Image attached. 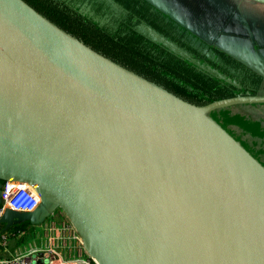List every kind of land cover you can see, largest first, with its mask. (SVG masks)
Masks as SVG:
<instances>
[{"label": "water", "instance_id": "95a60500", "mask_svg": "<svg viewBox=\"0 0 264 264\" xmlns=\"http://www.w3.org/2000/svg\"><path fill=\"white\" fill-rule=\"evenodd\" d=\"M246 103L187 102L0 0V195L40 198L3 231L58 210L98 264H264V165L209 115Z\"/></svg>", "mask_w": 264, "mask_h": 264}, {"label": "rangeland", "instance_id": "374dc122", "mask_svg": "<svg viewBox=\"0 0 264 264\" xmlns=\"http://www.w3.org/2000/svg\"><path fill=\"white\" fill-rule=\"evenodd\" d=\"M36 1L45 2V0ZM50 1L57 6L64 7V10H70L71 13L68 16L70 19H74V16L83 17L86 19L84 22L101 29L96 32L102 31L106 36L115 38L133 34H116L117 29L113 26L117 23V13L131 14L133 19L138 17L140 20L136 21L135 29L139 35L181 56H192V59L188 60L191 63L190 66L195 67L196 70L202 69L207 73H213L217 78L234 85L239 90L234 94L244 92L264 94V4L262 3L251 0H149L157 7L154 5V7H148L146 4L141 7V2H137L138 0L131 1L132 4L129 5H127L128 0H102L97 3L99 8L104 7L106 12L97 15L93 9V3H90L92 0H83L80 5L74 0ZM107 2L110 6L104 4ZM148 8H150V13L160 14V20L158 16L150 20ZM76 38L83 42L82 39ZM170 42L186 54L172 49ZM128 45L131 48L125 49L126 54L134 59L135 64L150 71L156 79L149 78L143 73L116 62L110 56L97 52L193 104L200 105L214 101L219 99L217 94L226 89L229 90L225 83L214 85L208 81L209 78L212 79L210 74L206 76V81H199L203 85L195 84L189 77L187 78L190 82H185V77L164 66L163 61L166 58L159 49L153 48L155 52L146 50L149 46L151 47V44L144 40L138 45L134 41ZM137 46L143 50L141 55L133 53L134 47L137 48ZM151 53H154L157 59L155 61L158 63L144 60V57L151 56ZM166 65L174 70L181 68V65L174 61H168ZM190 66L188 70H193ZM209 115L264 165V103L232 105L215 109ZM53 218L52 214L45 219L44 223ZM24 222L30 223L27 220ZM43 225H34V232L26 236L25 244L44 237ZM56 225L59 224L56 223ZM78 240H80L79 237ZM65 247L68 250L70 244H66ZM82 248L80 255L93 260L88 251L83 246ZM70 252L72 256H78V249L73 247L72 243Z\"/></svg>", "mask_w": 264, "mask_h": 264}, {"label": "trees", "instance_id": "16d2710c", "mask_svg": "<svg viewBox=\"0 0 264 264\" xmlns=\"http://www.w3.org/2000/svg\"><path fill=\"white\" fill-rule=\"evenodd\" d=\"M26 1L30 5H32L37 11H39L41 14L46 16L50 21L54 22L64 30H67L68 32L72 33L76 37L82 39L84 43L92 47L94 50L104 55L110 56L112 59L116 60V62L126 67L132 68L138 71L139 73H143L145 76L149 78L156 79V77L152 75L150 71L135 64L134 59L129 57V55H127L125 52V49L129 50L131 48L128 44H132L133 41L136 45H138L143 40L150 43L151 47L149 46L146 49L149 52L154 51L153 48L159 49L161 54L164 55V57L166 58V60L163 61L164 66L168 68V70H171L179 74L180 76L185 77V82L189 83L190 82L189 78H192L195 84H202L199 81H206L207 80L206 76L210 74L212 75L210 76L212 77V79L209 78L208 81H210L214 85L225 83V85H227V87L229 88V90L226 89L224 92L217 94V97H219V99L233 96L235 95L234 93H236L237 87L226 83L227 82L226 80L217 78L216 75L213 73L210 72L207 73L202 69L196 70L195 67L190 66L191 63L188 60L192 59V56L190 57L181 56L176 52L163 48L162 46L160 47L159 46L160 44L153 42L147 37H143L142 35H139L136 29L132 27L129 29L130 32L133 33L132 35L118 36L117 38L113 36H106L102 31L96 32V30H101V29L96 28L91 23L84 22L86 19H84L83 17L80 18L79 16H74V19L73 18L70 19L68 17L71 13L70 10H64V7L59 5L57 6L55 3L51 2L50 0H45V2H38L36 0H26ZM137 2L142 3V4L140 3L141 7L143 4H146L148 7L150 6L154 7L153 4H151L147 0H138ZM129 4H132L130 0H128L127 2V5ZM128 17H130V14L128 15ZM106 34L108 35V33ZM142 51L143 50L137 46V48L134 47L133 53L136 55H141ZM144 60H150L155 63H158L157 61H155L157 59L154 56V53H151V56L147 55L146 57H144ZM168 61H174L180 64L181 68H179V70L171 69L166 65ZM188 66H190L193 70H188ZM250 104H254V103H250ZM237 105L238 106L248 105V103L237 104ZM2 182L3 181H1V183ZM29 225L30 223L21 222L19 224H14L10 226V228L7 230H4V233L7 234L8 240L5 246L0 243V252L5 251V248L8 246L9 237L12 239L18 238L16 241L17 245L25 244L26 236L20 235V232L24 231V233H26ZM1 229H3L2 223H0V230ZM0 256L2 255L0 254Z\"/></svg>", "mask_w": 264, "mask_h": 264}, {"label": "built area", "instance_id": "2783aa9c", "mask_svg": "<svg viewBox=\"0 0 264 264\" xmlns=\"http://www.w3.org/2000/svg\"><path fill=\"white\" fill-rule=\"evenodd\" d=\"M0 198V216L7 208L17 212H31L40 201L33 187L17 181H3ZM57 214L61 217L59 225L52 222L45 226L43 245L29 242L13 254L0 256V264H98L93 258L71 255L72 240L78 239V235L67 218L60 211ZM0 240L4 246L8 240L2 229ZM66 244H70L68 250Z\"/></svg>", "mask_w": 264, "mask_h": 264}, {"label": "flooded vegetation", "instance_id": "af4514ba", "mask_svg": "<svg viewBox=\"0 0 264 264\" xmlns=\"http://www.w3.org/2000/svg\"><path fill=\"white\" fill-rule=\"evenodd\" d=\"M74 1H75V3H77V4L80 5V3L83 0H74ZM97 1H102V0H92V1H90V3H93L92 6H93V9H94V12L97 15H101L104 12H106V10L104 9V7L99 8V5H98ZM130 1H132V0H130ZM94 2H95V4H94ZM104 4H107V6H110V3L109 2L104 3ZM111 11H112V8L110 9V12ZM147 12L149 13L148 16L151 17L150 20L155 19L156 16H158L159 17V20H160V18H161V15L160 14L159 15L158 14L156 15L154 12L153 13H150V8H148ZM117 15H118L117 23L113 27L117 29V31L115 30V32L118 35L119 34L120 35L130 34L131 32H130L129 29L131 27L135 29V25L137 23L136 21L140 20L138 17H136L135 19H133V16L131 14H130V17H128L129 14H127L125 12L123 14H122V12H119V13H117ZM236 91L239 92L238 89ZM244 93H248V92H244Z\"/></svg>", "mask_w": 264, "mask_h": 264}, {"label": "crops", "instance_id": "0c3cea01", "mask_svg": "<svg viewBox=\"0 0 264 264\" xmlns=\"http://www.w3.org/2000/svg\"><path fill=\"white\" fill-rule=\"evenodd\" d=\"M54 215V218L53 219H51L50 221H47V222H45L44 223V221L41 223V224H44L43 225V228H44V232H46V229H45V226L48 224H50V223H52V222H54L55 224L57 223V224H59V222H60V220H61V217L57 214V213H54L53 214ZM50 222V223H49ZM16 224H19V223H16ZM41 224H39V225H41ZM14 225V224H13ZM12 226V225H11ZM3 227H4V225H3ZM10 228V227H9ZM8 228V229H9ZM34 229H35V226H34V224H31L30 223V225L28 226V230H27V232L26 233H24V231H21L20 232V235H22V236H27L28 234H30V233H32V232H34ZM3 230V229H2ZM17 239L18 238H16V239H12V238H10L9 237V241H8V246L5 248V251L3 252H0V254L2 255V256H8V255H10V254H13V253H15L17 250H19L21 247H23L24 245H26V244H21V245H17V243H16V241H17ZM44 237L43 238H40V240H32V241H29V242H36V244L37 245H43V241H44ZM28 242V243H29ZM72 244H73V247H75V248H77L78 249V254H82V251H83V248H82V245H81V242H80V240H78V239H76V240H72Z\"/></svg>", "mask_w": 264, "mask_h": 264}, {"label": "bare ground", "instance_id": "6f19581e", "mask_svg": "<svg viewBox=\"0 0 264 264\" xmlns=\"http://www.w3.org/2000/svg\"><path fill=\"white\" fill-rule=\"evenodd\" d=\"M89 251V250H88Z\"/></svg>", "mask_w": 264, "mask_h": 264}]
</instances>
